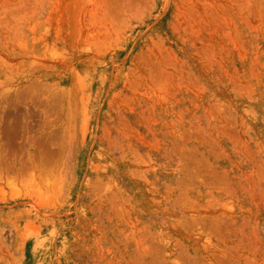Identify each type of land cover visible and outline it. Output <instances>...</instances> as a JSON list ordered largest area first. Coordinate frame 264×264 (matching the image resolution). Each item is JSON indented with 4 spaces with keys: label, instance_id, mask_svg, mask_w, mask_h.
Segmentation results:
<instances>
[{
    "label": "rangeland",
    "instance_id": "rangeland-1",
    "mask_svg": "<svg viewBox=\"0 0 264 264\" xmlns=\"http://www.w3.org/2000/svg\"><path fill=\"white\" fill-rule=\"evenodd\" d=\"M0 264H264V0H0Z\"/></svg>",
    "mask_w": 264,
    "mask_h": 264
}]
</instances>
